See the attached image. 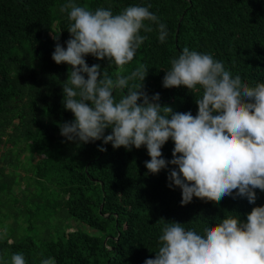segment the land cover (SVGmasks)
Segmentation results:
<instances>
[{"label":"trees","instance_id":"obj_1","mask_svg":"<svg viewBox=\"0 0 264 264\" xmlns=\"http://www.w3.org/2000/svg\"><path fill=\"white\" fill-rule=\"evenodd\" d=\"M64 3L0 0V264H10L13 253H22L26 264H143L155 257L168 220L202 229L229 215L243 220L254 206L264 205L259 189L254 203L193 195L182 205L180 188L167 186V172L176 166L148 173L144 146L126 150L108 143L100 151V140L77 144L60 135L59 125L74 118L62 103L70 66L51 58L55 43L66 46L70 36L67 11L60 10ZM74 3L111 8L114 14L129 5H150L167 27L163 43L153 24L151 31L141 30L145 39L122 69L91 55L85 60L89 66L99 63L100 72L112 78L144 69V80H129V86L142 84L149 96L159 93V103L173 112L195 115L202 94L199 85L162 86L171 59L185 47L212 54L249 86L264 82V0ZM126 91L114 95L119 99ZM173 147L171 139L162 146L166 160Z\"/></svg>","mask_w":264,"mask_h":264},{"label":"clouds","instance_id":"obj_2","mask_svg":"<svg viewBox=\"0 0 264 264\" xmlns=\"http://www.w3.org/2000/svg\"><path fill=\"white\" fill-rule=\"evenodd\" d=\"M149 8L134 4L114 14L111 8L91 10L65 0L60 10L67 11L70 36L66 46L55 43L51 58L70 66L62 103L74 118L59 125L60 135L77 144L100 140V151L108 143L114 149L144 146L148 173L176 166L167 172V186L180 188L182 205L193 195L238 196L254 203V190L264 191V82L249 86L212 54L185 47L171 59L162 86L193 90L199 85L202 94L193 115L161 105L159 93L149 96L142 84L130 87L129 80H144L142 68L112 78L100 72L99 63H86L91 55L122 69L145 39L141 30L151 31L153 24L163 43L167 27ZM52 38L58 41L59 35ZM118 89H127L119 99ZM106 129H111L107 135ZM169 139L174 147L166 160L161 149ZM10 264H26L23 254L13 253ZM143 264H264V205L254 206L243 220L229 215L202 229L168 220L155 257Z\"/></svg>","mask_w":264,"mask_h":264},{"label":"rangeland","instance_id":"obj_3","mask_svg":"<svg viewBox=\"0 0 264 264\" xmlns=\"http://www.w3.org/2000/svg\"><path fill=\"white\" fill-rule=\"evenodd\" d=\"M24 157V156H23ZM18 187H15V189H17ZM14 248H18V246H14ZM62 250V246L60 245V243H58L56 246H55V251L59 252Z\"/></svg>","mask_w":264,"mask_h":264}]
</instances>
